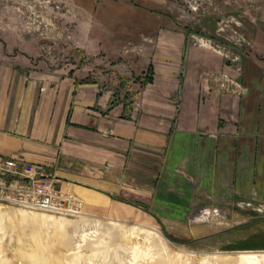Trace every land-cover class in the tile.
<instances>
[{
    "label": "crops",
    "instance_id": "crops-1",
    "mask_svg": "<svg viewBox=\"0 0 264 264\" xmlns=\"http://www.w3.org/2000/svg\"><path fill=\"white\" fill-rule=\"evenodd\" d=\"M157 38L152 74L123 99L97 77L1 70L0 161L49 171L60 193L95 214L121 195L165 222L162 211L200 201L250 208L264 221V67L247 60L239 88L224 92L213 77L223 69L218 54L188 45L176 77L184 36L170 29ZM256 243L264 247V229Z\"/></svg>",
    "mask_w": 264,
    "mask_h": 264
},
{
    "label": "rangeland",
    "instance_id": "rangeland-1",
    "mask_svg": "<svg viewBox=\"0 0 264 264\" xmlns=\"http://www.w3.org/2000/svg\"><path fill=\"white\" fill-rule=\"evenodd\" d=\"M170 29L184 36L176 77L184 75L188 45L221 57L223 69L213 77L224 92L239 88L234 77L247 60L264 67V0H0V71L5 77H97L123 99L152 74L157 35ZM69 196L79 202V214L0 203L25 211L23 217L0 214V264H235L241 254L264 253V247H253L264 229L262 213L250 208L200 201L187 210L162 211L170 215L165 222L149 204L125 196L99 214ZM59 216L68 221L58 229L53 222ZM108 217L154 229L166 249L151 240L155 244L133 258L119 232L107 233L97 223Z\"/></svg>",
    "mask_w": 264,
    "mask_h": 264
},
{
    "label": "built area",
    "instance_id": "built-area-1",
    "mask_svg": "<svg viewBox=\"0 0 264 264\" xmlns=\"http://www.w3.org/2000/svg\"><path fill=\"white\" fill-rule=\"evenodd\" d=\"M131 103L135 108L139 106L137 97ZM0 203L59 215H76L80 211L75 198L55 188L49 171L12 158L0 161Z\"/></svg>",
    "mask_w": 264,
    "mask_h": 264
},
{
    "label": "bare ground",
    "instance_id": "bare-ground-1",
    "mask_svg": "<svg viewBox=\"0 0 264 264\" xmlns=\"http://www.w3.org/2000/svg\"><path fill=\"white\" fill-rule=\"evenodd\" d=\"M6 207L8 206L0 205L1 215H8V216L9 215H15V216L21 215L23 217L25 213L24 210L16 209L12 211L13 209H11L10 207L9 208H6ZM8 209H11V210H8ZM9 211H12V212H9ZM43 216H46V214ZM47 217H51V216H47ZM105 219L106 221L104 222H97V221L96 222L99 225H102L107 233H112V232L114 233L115 231L119 232L120 236H122L123 245L124 243H126L124 247L127 246L129 249H131V252L133 253L132 254L133 258H136L138 254L140 253L142 254V252L146 250L147 245H149V243H151L152 245V243L154 242H152L151 240H158L160 242V246H159L160 250L166 249L165 247L167 246L166 245L167 242L165 243V240L161 237V235H159V233L152 228H149L141 224H137V223L126 226L122 222L112 220L109 217ZM67 221L68 220L65 217H62V216H59L57 218L55 217L53 225L59 229V228H62V226H64V224H66ZM235 264H264V253L241 254L239 255V258L236 260Z\"/></svg>",
    "mask_w": 264,
    "mask_h": 264
}]
</instances>
